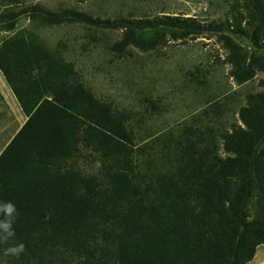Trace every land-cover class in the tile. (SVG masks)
I'll use <instances>...</instances> for the list:
<instances>
[{"label":"trees","instance_id":"obj_1","mask_svg":"<svg viewBox=\"0 0 264 264\" xmlns=\"http://www.w3.org/2000/svg\"><path fill=\"white\" fill-rule=\"evenodd\" d=\"M232 2L231 32L256 47L247 54L224 37L232 73L244 81L264 71V4ZM31 11L45 23L122 28L120 45L141 49L222 29L183 15L113 20L73 8ZM17 15L7 14L13 32L0 40V71L27 119L0 153V201L17 206L14 242L26 251L5 257L8 245L0 246V264L251 261L264 245V91L246 96L239 122L222 120L187 150L164 140L142 150L133 113L96 97L72 62L15 29Z\"/></svg>","mask_w":264,"mask_h":264},{"label":"rangeland","instance_id":"obj_2","mask_svg":"<svg viewBox=\"0 0 264 264\" xmlns=\"http://www.w3.org/2000/svg\"><path fill=\"white\" fill-rule=\"evenodd\" d=\"M19 1L5 4L0 0V15L4 14L0 16V40L13 32L6 29L7 14L18 12L11 18L15 29L35 34L49 49L72 62L96 97L133 113L129 125L142 150L153 143L160 147L163 140L164 145L187 150L193 139L208 134L204 131L211 127L216 131L222 120L239 122L238 109L246 103V96L264 91V71L255 69L252 77L239 81L227 60L230 50L224 37H230L247 54L256 50L252 40L231 32L233 0ZM33 5L51 12L73 8L113 20L157 14L192 16L204 24L214 21L222 29L193 38L168 40L154 49H141L120 45L122 28L36 20L32 16ZM26 9L29 11L25 12ZM242 26L253 35L246 20ZM83 161L87 163L86 159ZM90 167L95 171L96 166ZM247 264H264V245L257 247Z\"/></svg>","mask_w":264,"mask_h":264},{"label":"crops","instance_id":"obj_3","mask_svg":"<svg viewBox=\"0 0 264 264\" xmlns=\"http://www.w3.org/2000/svg\"><path fill=\"white\" fill-rule=\"evenodd\" d=\"M26 119L27 116L0 71V153Z\"/></svg>","mask_w":264,"mask_h":264},{"label":"clouds","instance_id":"obj_4","mask_svg":"<svg viewBox=\"0 0 264 264\" xmlns=\"http://www.w3.org/2000/svg\"><path fill=\"white\" fill-rule=\"evenodd\" d=\"M20 216L17 206L11 201H0V246L8 245L3 249L5 257L19 258L26 251L23 243H15L14 223ZM45 219H50L46 214Z\"/></svg>","mask_w":264,"mask_h":264}]
</instances>
